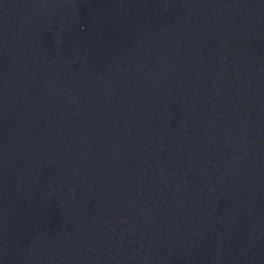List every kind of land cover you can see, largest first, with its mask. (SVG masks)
Segmentation results:
<instances>
[{"label": "water", "instance_id": "1", "mask_svg": "<svg viewBox=\"0 0 264 264\" xmlns=\"http://www.w3.org/2000/svg\"><path fill=\"white\" fill-rule=\"evenodd\" d=\"M0 264H264V0H0Z\"/></svg>", "mask_w": 264, "mask_h": 264}]
</instances>
